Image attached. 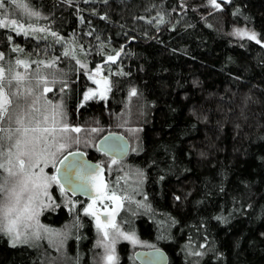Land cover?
I'll return each mask as SVG.
<instances>
[{"label":"trees","instance_id":"16d2710c","mask_svg":"<svg viewBox=\"0 0 264 264\" xmlns=\"http://www.w3.org/2000/svg\"><path fill=\"white\" fill-rule=\"evenodd\" d=\"M24 2L41 16L29 17L9 4L10 18L25 28L56 31L64 42L49 33L29 30L25 36L0 29V51L18 45L23 52L9 59L20 56L31 63L61 57L57 65L68 71L66 106L77 125L98 121L104 134L122 133L116 117L130 99L138 97L147 109L137 124L140 151L130 160L145 174L149 213L132 221L140 239L165 250L169 264H264V47L231 34L243 28L264 38V0H232L212 15L210 8L199 7L204 0H186V12L179 0H96L80 3L96 10V15L81 13L83 24L75 7L60 0ZM158 13L166 23L146 22ZM101 42L104 55L98 52ZM80 45L89 54H82ZM65 48H74L89 70L103 65L110 81L105 100L80 107L88 81L74 60L62 56ZM121 48L116 63L104 62ZM133 88L136 96L130 94ZM89 159L104 165L106 158L90 154ZM63 214L43 220L55 225ZM190 237L203 257L188 254ZM80 239L86 261L92 239L86 224ZM117 250L118 264H135L126 244ZM49 255L40 246L12 247L0 234V264H53Z\"/></svg>","mask_w":264,"mask_h":264},{"label":"rangeland","instance_id":"374dc122","mask_svg":"<svg viewBox=\"0 0 264 264\" xmlns=\"http://www.w3.org/2000/svg\"><path fill=\"white\" fill-rule=\"evenodd\" d=\"M24 12V11H22ZM239 29V28H238ZM243 29V28H242ZM247 30V29H245ZM14 63V59H11ZM29 62V61H28ZM29 64L32 66L31 61ZM38 66V65H37ZM37 66L30 67L27 72L22 67H18L16 70L24 75V80L22 82L21 91L25 93V96L21 98L20 103L23 105L26 115L24 117V123L20 125L21 131L19 133H15L13 136V140L20 139V151L26 152H34L33 162L37 159L40 160L39 166L33 168L31 171L39 173L40 168H43V174L48 176L55 175V169L58 162L61 158L72 151H89V149L94 148L96 141L105 133L102 128L97 127L98 121L91 123L90 126L77 125L75 122L77 118L71 119L69 111L67 109V97H68V84L67 88L64 92H60L59 89L63 86L59 80L56 84L50 85L52 87L51 92L45 93L41 98L34 104L35 111L32 110L33 100L36 96L40 95V88L43 87V84L40 85V88H37L38 78L35 73V69ZM40 68V76H47L50 72L56 71L57 75L60 76V72L58 70L61 69L60 66L57 65L53 69L45 68L43 65H39ZM90 69L89 71H91ZM65 73L62 76V79L68 80L67 70H63ZM104 76V70L102 73ZM86 80L88 81V87L86 91L91 88L97 90V92L105 91V85L100 83L99 86L94 84L92 80L88 79V76L85 75ZM95 79H100V75L94 77ZM109 81V80H108ZM68 83V82H67ZM110 84V81H109ZM109 87V85H108ZM34 89L35 91L31 96L27 95V89ZM109 90L105 91V96L108 95ZM50 100L51 104L47 101ZM99 95L95 96L93 99L88 101H84L83 104H87L90 102L101 101ZM105 100V98L103 99ZM83 101V96L81 98L80 104ZM15 103V99H14ZM141 101L138 97L130 99L125 111L119 115H117V119L120 123L117 122L122 129V133L127 137L131 147V155H138L140 151V121L143 120L144 113H146L147 109L144 105L140 104ZM62 104V112L63 115H60L61 109H57L54 105ZM138 104V105H137ZM140 104V105H139ZM47 116V122H43V118ZM115 117H112L114 119ZM112 119H110L111 122ZM116 119V120H117ZM36 120H40L41 123L37 125ZM67 125L69 128L79 127L81 128V132H62L60 129ZM13 128L17 127V125H13ZM55 129V131L49 135L47 133H43L42 131H32L33 128L42 129V128ZM27 128L28 131H24ZM95 128L97 131L92 132L91 129ZM6 135V134H0ZM46 137L47 143L44 139H40L39 143L35 142L34 138ZM67 138V139H66ZM77 139L79 142H77ZM54 140V142H53ZM12 143V141L5 140L4 144V152H5V160L7 159L8 145ZM63 144L64 147L61 149L60 145ZM43 149H46V152H42ZM12 163L15 165L13 171H19V165L16 161L17 149H12ZM54 154V156H53ZM27 159L26 157H22ZM45 160H47V164L45 166ZM105 159L104 165L107 170L112 173L118 182L121 184V188L115 190L117 192L118 198L121 200L123 205V217L121 223H116L115 225L118 227L119 232L125 233L128 235H134L135 242L124 239L123 236H118L115 234L114 230L111 227H108L106 230L109 232V237L105 239L103 232L98 231L96 227V219L94 216L85 215L84 209L88 205H93L91 211L95 213L98 211L97 203H86L83 206L79 207V203L74 200L68 198L63 192L60 191L57 182H51L48 186V196H44L40 189H36L37 192H40L37 200L34 201L33 207L36 209V215L34 219L28 220L27 214L25 213L21 216L20 221L18 222L19 230L27 233H32L35 231H39L41 235V239L36 241H30L29 244H18L16 247L20 246H30V247H41L42 249L50 250L53 253V256H48L49 262L53 264H108V261L105 259L106 249L104 245H110L115 249V260L113 264H118L119 256L117 247L120 244H126L130 249V252H134L138 249H149L153 248L146 241L140 239L138 234L133 230L132 221L135 219L148 215L149 208L148 203L144 191V183H145V174L142 170H140L133 163L126 161H115ZM6 166H8L6 164ZM27 170V165H26ZM7 176V173H4ZM10 183L7 187H11V179ZM32 188V185L29 184V189ZM32 194L31 192H26L24 194V199H22L21 203L23 204L28 195ZM127 197V199H125ZM43 202V203H41ZM96 205V206H95ZM60 206H63L67 212L69 213V220L63 226H54L47 224L43 221L44 213L49 211H56V209ZM91 218L94 222V237H92L90 241V254H87V260L84 261V252H83V242L81 238V228H83L82 221L86 218ZM37 221L39 225H43V228H39L37 225ZM44 229H48L49 232H45ZM66 233V237H65ZM59 234V235H57ZM3 235V234H2ZM7 238L9 244L11 245L10 238L3 235ZM113 240L115 241L113 244ZM77 242V244H75ZM75 245H71V244ZM39 245V246H38Z\"/></svg>","mask_w":264,"mask_h":264},{"label":"snow or ice","instance_id":"6c2138e0","mask_svg":"<svg viewBox=\"0 0 264 264\" xmlns=\"http://www.w3.org/2000/svg\"><path fill=\"white\" fill-rule=\"evenodd\" d=\"M96 0H60V3L67 5L68 7L72 8L75 7V12L79 16L80 23H85V18L83 15H81L84 11H89L92 15H96L95 9H83L79 7L80 3L83 4H92L95 3ZM104 3H107V0H103ZM232 0H204V3L199 5V7H207L210 8L213 11H210L208 14L212 15L213 12H222L224 10V5L231 4ZM11 4L14 6L15 9H22L25 14L29 17H35L39 18L41 16V13L38 11H35L30 8V6L24 2V0H0V29H5L9 32L14 31L16 35H25L27 36L29 34V30L32 33H49L57 42H64L63 37H61L56 31H50L48 28L44 27H34L31 24L27 25V28H25L24 24L20 23L18 19L10 18L9 16V8L8 5ZM179 8L184 10L185 12L188 10V5L186 0H179L178 4ZM195 10V9H193ZM172 11H176V8H173ZM14 14V11H13ZM236 13H233L235 15ZM47 19V17H45ZM99 19L106 20V15H100ZM138 19H145L143 16L138 17ZM156 21V24H164L166 23L164 19V15L158 13L157 16L152 17V19H148L146 22L148 24H152L153 21ZM88 24L91 25V21H88ZM95 29H92L91 31L87 32L86 34L91 36ZM232 35H235L239 37L240 39L247 38L250 41H254L256 44L260 45L261 47H264V38H260L258 34L252 30H245V29H235ZM42 39H47V36L41 37ZM96 39L99 40V35L96 36ZM7 43L9 45H12L13 43V37L12 35H8L6 37ZM71 43V42H69ZM105 45L103 42L99 45L98 52L100 55H104L103 49ZM81 53L85 56L89 54L87 50L84 49L83 45H80ZM123 49L121 48L118 51H115V54H109L105 58V63L111 62L116 63L117 58L120 56ZM23 49L20 48L18 45L12 46L10 48V52L6 53L5 51H0V134H6V135H0V234H3L10 238L11 246L16 247L18 244H29L30 241H36L41 239V235L39 231H35L32 233L27 232H21L18 227V222L21 219V216H23L25 213L27 214V219L32 220L34 219L36 213L35 207H33L34 201L37 200L38 196L40 195V192H37L36 189H40L44 196H48V186L51 182H57V177L55 175L48 176L43 174V168H40L39 173L31 171L33 168H36L39 166L40 160L37 159L35 163L33 162V155L34 152H26V151H20V145L21 140L15 139L13 140V136L15 133H19L21 131V128L19 127L24 123V117L27 114L23 105L20 103V100L22 97L25 96V93L21 91L22 82L24 80V75H22L20 72H18L16 69L18 67H22L25 69V72L31 67L29 62L25 59L20 58V56H16L14 59V63L11 59H9L11 53H22ZM63 57H70L71 60H74L76 65L79 66V69L84 71V74L88 76V79L92 80L94 84H97L99 86L100 83H103L105 85V91L110 90L108 87L109 81L107 76H104L103 73V65L97 64L94 69L89 71L88 69V62L82 61L77 57L76 51L74 48H65L63 53ZM61 57L55 56L51 57L49 60H39V61H32V63L37 64V68L34 70L38 82H37V88H40V85L43 84V87L40 88V95L36 96L35 99L32 102V110L35 111L34 104L47 92H51L53 89L50 85H54L59 82L63 85L59 91L64 92L67 88V81L62 79V76L65 74L63 70H58L60 72V76L57 75L56 71L50 72L47 76H40V68L39 65H43L45 68L53 69L56 66L57 61L60 60ZM109 74H115L109 72ZM123 75V73H120ZM97 75H100V80L95 79ZM27 95L31 96L34 89H27ZM105 91L97 92V90L89 88L86 92L83 93V101L80 104V107H83L84 101H88L90 99H93L95 96L99 95L100 99L105 98ZM132 96H136L137 92L133 88L130 93ZM15 99V103H14ZM49 104H51V101H47ZM55 108L61 109L60 115H63L62 112V104L54 105ZM48 117L45 116L43 118V122H47ZM37 125L41 123L40 120H36ZM13 125H17V127L13 128ZM42 131L43 133H47L51 135L55 129H49L47 127L42 129L33 128L32 131ZM62 132H75L79 133L81 132V128L74 127L69 128L67 125L62 127L60 129ZM24 131H28L27 128L24 129ZM92 132L97 131V129L92 128ZM36 143L40 142V139H44L47 143L46 137H39L34 138ZM67 139V138H66ZM12 141L8 145V152H7V159L5 160V152H4V141ZM54 142V140H53ZM77 142L78 139H77ZM64 147L63 144L60 145V148L62 149ZM17 149V155H16V161L19 165V171H13V168L15 165L12 163V149ZM42 152H46V149H43ZM54 156V154H53ZM22 157H26L27 159H24ZM115 163V160L112 161ZM6 164L8 166H6ZM47 164V160H45V166ZM27 165V170H26ZM99 165L96 166L97 169H99ZM59 172L60 170L57 169ZM4 173H7V176L4 175ZM11 179V187H7L10 183ZM29 184L32 185V188L29 189ZM103 188H107V185H102ZM60 191L63 192L64 188L63 186H60ZM26 192H31L32 194L28 195L26 197V200L22 204L21 201L24 199V194ZM98 192L101 196L105 195L103 192H100L98 189ZM109 199H116V192L113 190L111 195L108 196ZM127 199V197H125ZM177 200L180 199V197H176ZM43 203V202H41ZM93 208V205H88L83 211L85 215L94 216L96 219V227L98 231L103 232V235L105 239L109 237V232L106 230L108 227H111L115 234L118 236H123L124 239L130 240L132 242H135L134 235H128L125 233L119 232L118 227L111 221H106L104 223H101L99 216L94 212L91 211ZM218 220L226 219L224 217H216ZM37 225L39 228H43V225H39L37 221ZM44 231L47 233L49 232L48 229H44ZM59 235V234H57ZM66 237V233H65ZM190 244L186 245V248H189L188 254L190 256H196V257H203L206 253L201 252L199 250H196V245L191 241V237L189 238ZM113 240V244H114ZM106 251L105 259L108 261V264H113L115 260V249L114 247L110 245H104ZM206 247L205 244H200L199 248ZM78 264V262H77ZM198 264V262H197Z\"/></svg>","mask_w":264,"mask_h":264},{"label":"water","instance_id":"95a60500","mask_svg":"<svg viewBox=\"0 0 264 264\" xmlns=\"http://www.w3.org/2000/svg\"><path fill=\"white\" fill-rule=\"evenodd\" d=\"M95 148L100 153L114 160L125 159L130 150L127 137L121 132H108L100 137ZM99 165V169L96 166ZM57 169L60 171L58 172ZM56 177L64 191L73 197L95 199L101 196L98 192L105 191L106 184L104 168L90 160L82 151H72L64 155L56 167ZM114 211L102 216L104 222H114L119 211L120 203L113 201ZM133 259L137 264H169V257L160 247L138 249L133 252Z\"/></svg>","mask_w":264,"mask_h":264},{"label":"flooded vegetation","instance_id":"af4514ba","mask_svg":"<svg viewBox=\"0 0 264 264\" xmlns=\"http://www.w3.org/2000/svg\"><path fill=\"white\" fill-rule=\"evenodd\" d=\"M97 80H100V79H97ZM83 96V95H82ZM91 103V102H90ZM103 136V135H102ZM101 136V137H102ZM82 152H84L86 155H87V157L89 158V156H90V154L93 156V155H96V156H103L104 158H106V159H108V160H114V159H111V158H109V157H107V156H105L104 154H102V153H100L99 151H97L96 150V148H95V145H94V148H91V149H89V151H82ZM131 147H130V150H129V154H128V156L125 158V159H123V160H120L121 162L122 161H126V160H128V162H130V160H132V158H133V155H131ZM66 155V154H65ZM90 160H92V159H90ZM93 161V160H92ZM115 161H119V160H115ZM94 162H96V161H94ZM96 163H98V162H96ZM99 164V163H98ZM101 165V164H100ZM103 168H104V170H105V178H106V185H107V188H105V191H104V194L105 195H103V196H99L98 198H95V199H85V198H82V197H73V196H71V195H69L67 192H65V191H63V194H65L68 198H70V199H72V200H74L75 202H77V203H79V207L80 206H83V203H84V205L86 204V203H93V202H96L97 203V208H98V211L96 212V214L99 216V218H100V221H101V223H104V221L102 220V216H104V215H107V214H111L113 211H114V204H113V201H118L119 203H120V211H119V213H118V215H117V217H116V219L114 220V224H116V223H121V221H122V217H123V205H122V202H121V200L118 198V196H117V192H116V199L115 200H113V199H109L108 198V196H110L111 195V193H112V191L114 190H118V189H120L121 188V184H123V183H120V182H118L117 181V179H116V177L112 174V173H110L109 172V170H107V168H106V166L105 165H101ZM57 167V166H56ZM55 176H56V169H55ZM58 186H59V188H60V185H59V183H58ZM96 206V205H95ZM59 211H63V215H62V218L59 220V222L58 223H56L54 226H63V225H65L67 222H68V220H69V213L67 212V210L63 207V206H60V207H58L57 209H56V211H49V212H46V213H44V216L46 215V214H49V216L50 215H52V216H55ZM44 216H43V218H44ZM44 221V220H43ZM47 221L48 222H45V223H47V224H50V225H53V224H51L49 221V219L47 218ZM93 220L91 219V218H88V217H86L83 221H82V224H83V226L86 224L87 225V228H88V231L90 232V236H91V238L92 237H94V234H95V230H94V225H93ZM80 231H82V228H81V230ZM154 248V247H153ZM133 256V252H132V254H131V257ZM132 260H133V262L135 263V264H137L135 261H134V259H133V257H132ZM119 262V261H118Z\"/></svg>","mask_w":264,"mask_h":264}]
</instances>
